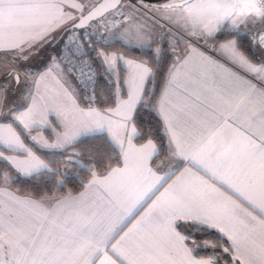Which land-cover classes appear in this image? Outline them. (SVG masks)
<instances>
[{"label": "snow or ice", "instance_id": "6c2138e0", "mask_svg": "<svg viewBox=\"0 0 264 264\" xmlns=\"http://www.w3.org/2000/svg\"><path fill=\"white\" fill-rule=\"evenodd\" d=\"M66 7L80 11L82 18L76 27H83L87 20L103 15L101 9L107 8L115 9L122 16L121 9L127 8L130 14L124 17L125 21L138 14L140 7L158 13L179 12V19L183 22L180 28L188 40L185 42L186 54L182 58L177 54V61L170 70L169 85L177 79V65L181 59L183 64H187L192 54L204 55L193 45V39L207 42L218 40L223 34L232 38L223 39L214 50L222 53L230 66L208 57L205 60L250 93L264 98V58L253 62L240 51V40L248 35L247 31H241V25L246 30L259 25L253 35V43L264 50V0H180L179 3L166 0L159 7L148 4L146 0H125L123 4L121 0H113L107 6L100 5L86 17L83 16V6L75 0L70 4L68 0H0V51L16 50L20 57L27 59L23 56L26 49L44 41L52 30L67 20L75 19L65 11ZM162 18L172 20L171 16ZM100 39L121 43L130 50L150 49L154 42L147 25L139 23ZM174 40L177 46L182 42L180 36H174ZM91 44V34L82 38L79 55H85L83 46ZM161 51L156 49L154 56L160 55ZM172 51L175 52L174 46ZM96 56L107 65L123 59L122 54L104 51H97ZM124 63L130 69L127 100L119 101L116 109L104 112L91 106L84 111L73 101V110L89 118V122L76 127L66 113L57 111L64 117L62 124L65 130L57 136L56 143L41 145L44 149L63 152L80 136L99 134L98 138H103L109 146H115L114 151L118 147L123 167H111L113 157L105 161L101 155L89 161L91 167L85 169L91 172L86 190L101 186L108 192L107 212H85L75 218L61 216V207L67 201H79L84 193L80 197L55 198L56 205L51 208L27 201L25 203L38 210V220L31 229L9 225V230L0 234V264H221V260L224 264H264V109L248 116L241 124L243 112L237 105L220 123L219 108L222 105L230 108L232 100L224 95L215 81L205 83L203 87L212 97V103L200 101L196 105L202 112L201 127L196 134H185L178 131L177 117L166 107L168 92L165 90L153 106L164 122L168 138L167 144L161 141L158 149L152 134L133 119L137 105L151 104V99L146 100L143 95L151 68L144 59L129 58ZM13 67L16 71L9 72V77L14 76L17 86L23 84L30 93L27 79L21 80L20 74L28 77L43 73L17 64ZM3 91L6 90L0 86V92ZM31 98L33 103L24 111L7 108L0 103V149H3L0 151V163L15 166L25 177L41 170L53 171L24 142L25 138L37 142V137L29 135L35 128H51V124L44 120V113L38 109L36 97ZM196 99L199 100V96ZM109 113L122 116L117 124L118 131H113ZM257 123L258 129L242 134L239 142L229 141L222 135L226 128L239 129L246 125L247 129H251ZM18 125L23 126L20 131L17 130ZM134 139L143 142L137 146L133 143ZM5 151L20 153L26 159L6 156ZM153 156L159 160L158 164ZM150 161L156 165L155 168L149 166ZM65 162L72 168L64 175L71 176L79 161L69 155ZM106 163L108 167L105 171L98 173L93 170ZM80 166L83 169V165ZM181 167L184 171L180 172L176 181L168 184ZM192 167L209 176L212 183L192 173ZM185 177L191 178L190 183H184ZM146 178H150L151 182L141 190L140 185ZM217 183L220 188L215 186ZM161 188L164 191L152 200ZM128 201L130 206L123 212L114 211ZM149 201L152 203L142 220L125 232L127 225ZM145 220L148 221L147 227L142 228ZM179 222L195 231L214 235L215 241L205 239L200 244L195 243V238L184 232ZM121 232L124 234L120 235ZM208 249L218 254L199 257L200 250Z\"/></svg>", "mask_w": 264, "mask_h": 264}, {"label": "crops", "instance_id": "0c3cea01", "mask_svg": "<svg viewBox=\"0 0 264 264\" xmlns=\"http://www.w3.org/2000/svg\"><path fill=\"white\" fill-rule=\"evenodd\" d=\"M71 2L72 0H68L69 4ZM123 3H125V0L123 1ZM68 9L72 10V8L66 7L65 11L67 12ZM121 11H123L124 13L123 16L120 14V12L114 10L108 13V15L104 18L102 17L103 21H99L103 30L102 37L107 38L113 36L116 33L122 31L125 27L134 26L138 23L146 24L147 31L150 33L151 38L154 41L151 43L150 48H155V50L158 49V46H156V44H158L165 36L173 42L175 52L172 51L174 55V60L172 66L170 67V70H172L174 62L177 61V54L181 58L186 54L185 42L188 40V37L184 36L183 32L181 31L180 25L183 22L180 19V21H171L170 23L169 21H163L162 17L171 16L173 19L177 20V13H158L140 7L138 14H133L131 20L125 21L124 17L130 14L129 10L127 8H123L121 9ZM73 17L75 18L74 20H67L65 23L52 30L44 41L37 42L31 49H26L23 56H26L27 59L20 57L16 50L0 51V86H2L3 89L6 90L0 92V103L4 104L7 108L14 107L19 109L20 111H24L33 103L31 97H36L38 109L40 112L44 113V120H46L48 124H51V128H48L47 130L44 126L35 128L30 133L33 136L37 137V142H32L28 139L24 140V142L26 145L32 148V151L36 156H39L41 160H43L48 165L49 163L40 155L37 149L53 151V149H44L41 147V145L44 143H56L57 136L63 134L65 130L62 124L64 117L62 115H58L57 111L66 113L72 120L73 124L76 127H79L81 126V124L88 123L89 118L81 116L79 112L73 110V101H75V105L79 109H82L84 111H87L90 106L98 109L101 112H104L107 109H116L119 101L128 99L127 77L129 76L130 69L127 68L124 60L129 58L144 59L141 57L130 56L123 52L109 49L108 45L113 42H110L107 39H101L99 43V51H104L110 54L119 53L123 56V59H118L111 65L102 63V58L100 57L98 60L99 70L101 71V73L108 77L110 81L115 83V103L114 105L105 108L99 107L97 104L82 103L78 97V90L75 82L65 73L59 61V52L53 50L54 45L59 41V39L62 38L64 32L75 23V20L78 16ZM143 17H148V19L145 20ZM122 21L124 22L122 23ZM258 27L259 25L246 30L244 26L241 25V31L248 32V36L253 47L254 58L251 59L241 49L240 51L243 52L253 62H258L260 59L264 58V50L255 46L253 43V35ZM176 35L182 38V42L178 46L176 45V41L174 40V36ZM191 42L195 47L198 48V52L203 53L204 55L201 56L197 53L192 54L187 64H183V60L181 59L179 64L177 65L179 68V74L177 76V79L171 85H169V70L166 83L154 103V105H156L162 94L165 92V90H167L168 103L166 104V107L177 117L175 123L178 131L185 134H187L188 132L196 134V132L200 129V116H202V112L198 111L196 105L199 104L200 101H203L204 104L212 103V97L209 95L206 88L203 87L205 83H211L212 81H215V84L224 93V95L230 97L232 100V105L230 108L223 105L219 108L218 115L220 123H223V121L227 119L230 112L234 111L237 105L241 107L243 112L240 121L241 124H244L248 116H251L253 113H259L262 109H264V98L250 93L247 89L243 88L240 84L227 76L226 73L215 68L213 65L208 63L207 60H205V57H208L212 60L220 62L221 64H225L226 67L230 66L227 65L223 54L219 51L214 50V48L218 47L221 41H210L213 44L211 50L205 49L204 46L199 44L195 39H193ZM148 49L149 48L146 47L142 50L144 51ZM53 58H56V62L60 64L62 71L69 77L73 86L70 85L64 74L60 73L58 64L55 63V61H52ZM14 64L20 65V67L22 68L31 69L34 72L36 70H39L43 73V75L28 77H25L22 73L20 74L21 80L27 79L28 85L31 88L30 93L23 84H21L19 87L17 86L14 76L11 78L9 77V72L16 71L13 67ZM148 66L151 68V75L145 81V91L147 82L153 74V69L149 65V63ZM240 74L245 75V73L243 72H241ZM247 78L252 79L251 76H248ZM33 80H35L37 83L33 84ZM118 82L120 83L116 84ZM252 82L259 85V82L256 80H253ZM17 92H22V99H20L19 101H17L13 97V95L15 96ZM143 95L145 98V93ZM59 96H62L68 103L65 102L64 104L63 102L62 106H59L57 102ZM197 96H199V100L196 99ZM139 106L140 105H137V108ZM135 112L136 111L133 112V119ZM156 112L158 113L157 110ZM109 118L113 121V131H118L117 124L122 120V116L109 113ZM58 124H60L59 127L57 126ZM163 126L165 132L164 122ZM258 127L259 124L257 123L254 124L251 129H247L246 125L245 127L239 129L226 128L223 130L222 135L229 141L235 140L239 142L241 140L242 134H246L247 131H255L258 129ZM165 135L168 142L166 132ZM82 137L84 136H80L79 139ZM133 143L137 144V146H139L140 144L136 141V139L133 140ZM116 148L118 149V147ZM120 158V163L113 167H123L121 155ZM153 159L156 160L157 164L159 163V160L156 159V156H153ZM149 166L153 168L156 167V165L152 164L151 161ZM183 171L184 169L183 167H181L180 170L177 171L176 174L173 175L172 178L168 181V184H172L173 181H176L177 177L180 175V172ZM191 172L195 173L198 176H201L205 180H208L209 183H212V180L209 178V176L204 175L202 172L198 171L196 167H192ZM190 181V177L184 178V183H190ZM150 182V178L144 179L140 185V189L142 190L146 188L150 184ZM87 184L88 182L85 185ZM85 185L81 189L73 193L53 194L40 198L33 197L31 195H22L11 188L7 183L0 185V234L6 233L9 230V225L31 229L36 224L38 220V210L32 207L31 204L25 203L27 201L38 202L41 203L44 208H51L56 205L55 198L63 199L65 197H68L69 195L73 197H80L81 193H84L83 198L79 201H67L61 207V216H71L72 218H75L81 214H84L85 212L90 213L91 211L96 210H102V214L106 213L108 209L107 200L109 198V194L106 189L101 186H93L92 188L86 190ZM167 186L168 185L166 184L164 187L166 188ZM215 186L217 188H220V185L218 183ZM163 191L164 188H161L160 192H157L156 196L152 197V200H155L156 197L159 196ZM221 191H225V189L221 188ZM151 203L152 201H149L148 204L145 205L144 209L135 216V219L127 225V228L124 229L125 232H127L129 228H132L137 221L142 220V218L145 216V212H147L148 206H150ZM128 206H130V201L126 202L121 208L114 211L123 212L124 209ZM109 215H111V213H109ZM147 224L148 221L145 220L141 227H147ZM45 226L47 227L46 222ZM123 234L124 233L121 232L120 235ZM189 246H191V242H189ZM199 257L207 256L199 255Z\"/></svg>", "mask_w": 264, "mask_h": 264}, {"label": "trees", "instance_id": "16d2710c", "mask_svg": "<svg viewBox=\"0 0 264 264\" xmlns=\"http://www.w3.org/2000/svg\"><path fill=\"white\" fill-rule=\"evenodd\" d=\"M225 38L232 37H225L222 34L220 39H210V41L218 42ZM172 43L173 42L165 36L158 44H156V46L162 50L161 54L158 56H154L156 51L155 48L143 51L130 50L118 42L108 45L109 49L123 52L130 56L144 58L153 69V74L147 82L145 91V99H151V104L146 103L143 106L140 105L135 112L134 121L138 124V126L142 125L145 130L152 134V138L157 143L158 148L160 147L161 141H163L166 145L167 139L162 119L153 108V105L166 83L168 72L174 60L171 45ZM251 44L252 43L248 35L243 36L240 40V49L253 59V47ZM55 45L57 46V44ZM78 97L80 99L79 91ZM97 98L96 104L102 108L112 106L115 103V83L110 81L108 77L101 73V71L97 85ZM145 109L149 110L146 111ZM98 136L99 134L84 136L75 144L68 146V148L63 152L60 150L49 151L37 149L40 155L49 163L50 169H53V171L44 170L34 173L30 177H25L13 169L9 163H0V174H2V176H0V185L7 183L18 193L22 195H31L37 198L53 194L76 192L81 189L91 177V172L85 170L91 167L89 161H94L103 155L105 161H107L108 157H113L110 161L111 167L120 163L121 158L118 149L115 148L114 151L113 147L115 146H109L103 138H98ZM136 141L138 143L143 142L140 140ZM69 155H72L73 159L78 160L79 164L75 166V171L71 173V176H65L64 173L72 168L71 165H68L65 162ZM80 165H83V169ZM107 167L108 163L101 168H94L93 170L101 173L105 171ZM7 177L9 178V181L6 180ZM180 224L181 229L184 232L191 234L195 238V243L197 244L202 243L205 239L215 241L214 235H208L206 233L195 231L192 227L185 225L183 222H180ZM214 254L218 253H214L211 249L200 250L198 252V255L200 256H209ZM221 264H224L223 260H221Z\"/></svg>", "mask_w": 264, "mask_h": 264}, {"label": "built area", "instance_id": "2783aa9c", "mask_svg": "<svg viewBox=\"0 0 264 264\" xmlns=\"http://www.w3.org/2000/svg\"><path fill=\"white\" fill-rule=\"evenodd\" d=\"M89 34L92 37V44L83 46L82 50L86 54L81 56L78 51L81 48L80 41L82 38L89 36ZM102 34L103 30L100 22L93 21L84 28H69L62 36L58 55L59 61L65 73L75 82L80 100L85 104H96L98 99L97 85L100 70L98 65L99 57L96 56V53L99 51ZM195 40L203 45L205 49H212L213 44L210 41Z\"/></svg>", "mask_w": 264, "mask_h": 264}, {"label": "rangeland", "instance_id": "374dc122", "mask_svg": "<svg viewBox=\"0 0 264 264\" xmlns=\"http://www.w3.org/2000/svg\"><path fill=\"white\" fill-rule=\"evenodd\" d=\"M100 0H75V2L76 3H79V4H81L82 6H83V9H84V11H83V14L85 13V12H87L89 9H91L93 6H95L98 2H99ZM67 12L68 13H70L72 16H78L77 17V19L81 16V13H80V11H78L77 9H73L72 8V10L71 9H68L67 10ZM177 13V20H175V19H173L172 18V20L171 21H180L179 20V17H180V13L179 12H176ZM108 14H106V16H107ZM105 17V16H104ZM103 17V18H104ZM103 18H100L99 20H96V21H103ZM76 19V20H77ZM75 20V21H76ZM162 20L163 21H169L168 19H165V18H162ZM171 21H169L170 23H171ZM176 32V31H175ZM176 34V33H175ZM177 36V35H176ZM61 41H62V38H61ZM57 44V46L55 45L54 46V48H53V50H55L56 52H60V48H61V42H60V39H59V41L56 43ZM172 46H173V43L171 44ZM52 61H55V63H57L56 62V58L55 59H52ZM58 64V63H57ZM57 67V66H56ZM58 68L60 69V73L61 74H64V72L62 71V69H61V66H60V64H58ZM57 68V69H58ZM120 75V74H119ZM64 76L66 77V79H67V81L70 83V85H72V83H71V80L69 79V77L67 76V75H65L64 74ZM120 82H118V83H116V84H119ZM73 86V85H72ZM13 97H14V99H16L17 101H19L20 99H22V92L21 93H19V92H17L16 94H15V96L13 95ZM58 104H59V106H62V103L64 102V104H65V102H67L62 96H59L58 97ZM68 103V102H67ZM64 106V105H63ZM71 106V105H70ZM22 129V125H18V127H17V130L18 131H20ZM29 135H31V136H33L31 133L29 134ZM22 138H23V135H22ZM24 140H26V138L24 139ZM3 149H0V151H2ZM6 156H15L17 159H19V160H24V158H26V156L25 155H22V154H20V153H17V152H11V151H5V153H4ZM39 157V156H38ZM40 158V157H39ZM41 159V158H40ZM43 161V160H42ZM13 169H15L17 172H18V170H17V168L15 167V166H11ZM41 171H44V170H41ZM19 174H21L20 172H18ZM34 174V173H33ZM22 175V174H21ZM6 180H8L9 181V178L7 177L6 178ZM8 181H6V182H8Z\"/></svg>", "mask_w": 264, "mask_h": 264}, {"label": "water", "instance_id": "95a60500", "mask_svg": "<svg viewBox=\"0 0 264 264\" xmlns=\"http://www.w3.org/2000/svg\"><path fill=\"white\" fill-rule=\"evenodd\" d=\"M124 0H121V3H123ZM146 2L148 4H152V5H156L157 7L161 6L162 4H164L166 2V0H146ZM177 3L180 2V0H176ZM113 3V0H100L95 6H93L91 9H89L87 12H85L83 14V16H87L89 12L93 11L94 9H97L100 7V5H109ZM119 7V6H118ZM115 9L112 8H107V10L101 9L103 15H97L95 18L91 19V20H87L84 24L83 27H76L75 25H79L80 24V20L82 18V16H80L73 25L70 26V28H84L87 27L91 22L99 20L100 18L106 16V14L114 11Z\"/></svg>", "mask_w": 264, "mask_h": 264}]
</instances>
